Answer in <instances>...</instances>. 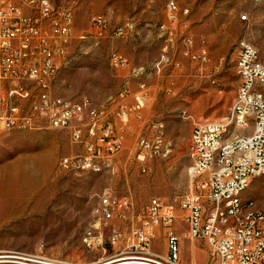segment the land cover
<instances>
[{
	"label": "rangeland",
	"instance_id": "374dc122",
	"mask_svg": "<svg viewBox=\"0 0 264 264\" xmlns=\"http://www.w3.org/2000/svg\"><path fill=\"white\" fill-rule=\"evenodd\" d=\"M52 1L75 6L69 55L53 86L56 95L73 101L88 97L97 104L116 97L129 80L127 71H117L110 64L111 52L117 51L134 66H151V99L124 127L113 117L116 105L112 106L109 118L114 132L123 138L124 150L112 158L114 169L100 174L60 170L61 158L82 150L72 143L68 130L43 127L0 135V257H49L77 264L145 257L133 233L146 222L150 201L177 203L189 190L193 131L189 115L216 121L229 114L239 85L236 50L240 40L250 42L264 64V0ZM171 1L181 11L188 9L189 16L181 12L176 21L171 19ZM97 14L105 15L111 27L130 20L135 26L124 38L108 33L99 39L90 22ZM244 15L247 20L241 19ZM184 21H189L187 29L182 27ZM187 34L193 38V50L207 48V64L184 57ZM162 56L169 61L161 73H155L153 67ZM160 124L168 153L142 163L136 153L138 140L152 135ZM106 189L128 199L131 206L116 209L114 219L99 227L95 211ZM243 199L253 200L264 210V177L252 181ZM177 216L182 264H211L202 242L184 238L187 225L181 222L183 213L178 208ZM89 231L95 238L91 246ZM205 248L207 258L197 260L196 252ZM153 252H168L160 227L155 228ZM0 264L34 263L0 259Z\"/></svg>",
	"mask_w": 264,
	"mask_h": 264
},
{
	"label": "built area",
	"instance_id": "2783aa9c",
	"mask_svg": "<svg viewBox=\"0 0 264 264\" xmlns=\"http://www.w3.org/2000/svg\"><path fill=\"white\" fill-rule=\"evenodd\" d=\"M168 11L175 21L181 12L186 17L190 14L181 11L174 1L168 4ZM242 20H247V16H242ZM90 22L99 39L108 33L124 38L135 26V21L130 20L111 27L102 14L93 15ZM74 24L72 3L0 0V135L43 127L68 130L72 143L82 150L61 158L60 170L100 174L114 169L112 158L124 150L123 138L114 132L109 118L112 106L116 105L113 117L123 124L131 116L138 117L149 99L147 80L151 79V66H134L125 55L113 51L111 66L127 71L129 77L116 97L97 104L88 97L73 101L56 95L53 86L68 58ZM182 27L187 29L189 21H184ZM184 42V57L200 64L210 61L207 48L193 50L194 41L189 34ZM236 53L239 85L229 114L216 121L188 117L193 126L189 190L177 203L165 205L160 198H153L146 209V222L133 233L148 264H182L177 208L183 213L181 222L187 225L184 238L202 242L209 250L211 264H264V210L251 214L242 207L243 194L252 181L264 177V64L259 55L249 52L245 39L239 41ZM168 61L162 56L153 72L161 73ZM132 81H138L137 92L130 87ZM132 97L134 104H125ZM225 125H233L231 137H224ZM247 128L255 129L253 140L237 136V129ZM233 138H242V145H233ZM166 145L164 126L160 124L152 135L139 138L137 158L145 163L148 158L166 156ZM99 199L95 211L99 227L114 219L116 209L131 206L128 199H119L111 189H106ZM158 227L167 239L166 255L153 252ZM87 236L91 246L95 240L93 232ZM97 244H102V240ZM21 256L2 257L19 260ZM24 260L34 264H77L49 257Z\"/></svg>",
	"mask_w": 264,
	"mask_h": 264
},
{
	"label": "bare ground",
	"instance_id": "6f19581e",
	"mask_svg": "<svg viewBox=\"0 0 264 264\" xmlns=\"http://www.w3.org/2000/svg\"><path fill=\"white\" fill-rule=\"evenodd\" d=\"M49 2H51V4H55L52 0H49ZM183 12L190 13L188 9L184 10ZM247 48L249 52H251V54L258 55L257 49L248 41H247ZM20 130H23V129H20ZM5 132H10V131H5ZM232 135H233V125H225L224 137H231ZM237 136L245 137L246 140H253L255 137V129L254 128L237 129ZM233 145H242V138H233ZM59 164H60V161H59ZM242 207H247V211H250L251 214L260 213V208L257 207L256 203L253 200L243 199ZM6 258L7 257H0V259H6ZM19 260H23V258L20 257ZM101 264H148V263L145 262L144 257L131 256L128 258H122V259L113 260L108 263H101Z\"/></svg>",
	"mask_w": 264,
	"mask_h": 264
},
{
	"label": "crops",
	"instance_id": "0c3cea01",
	"mask_svg": "<svg viewBox=\"0 0 264 264\" xmlns=\"http://www.w3.org/2000/svg\"><path fill=\"white\" fill-rule=\"evenodd\" d=\"M151 79H148L147 80V85H148V93H149V99H151ZM127 82V81H126ZM130 87H131V89H132V91L133 92H137L138 91V81H134V82H131V84H130ZM122 90V89H121ZM148 99V100H149ZM128 100H131L132 102L131 103H128L129 105H132V104H134V98L132 97V98H129ZM127 100V101H128ZM147 102V101H146ZM125 104H126V101H125ZM127 104V105H128ZM126 124H124L123 125V127L125 126ZM207 249L205 248V249H203V251H197L196 252V258H197V260L198 259H200V260H205L206 258H207V255H208V253H207ZM195 264H199V263H195Z\"/></svg>",
	"mask_w": 264,
	"mask_h": 264
}]
</instances>
